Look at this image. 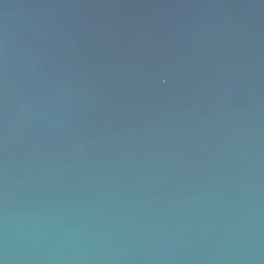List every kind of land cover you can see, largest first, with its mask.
<instances>
[{
	"label": "water",
	"instance_id": "95a60500",
	"mask_svg": "<svg viewBox=\"0 0 264 264\" xmlns=\"http://www.w3.org/2000/svg\"><path fill=\"white\" fill-rule=\"evenodd\" d=\"M0 264H264V0H0Z\"/></svg>",
	"mask_w": 264,
	"mask_h": 264
}]
</instances>
